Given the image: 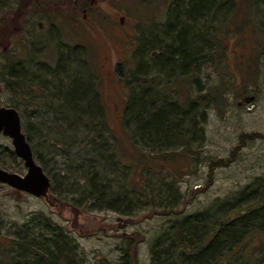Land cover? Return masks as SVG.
I'll return each mask as SVG.
<instances>
[{"label":"rangeland","instance_id":"rangeland-1","mask_svg":"<svg viewBox=\"0 0 264 264\" xmlns=\"http://www.w3.org/2000/svg\"><path fill=\"white\" fill-rule=\"evenodd\" d=\"M189 1L121 2L130 15L122 33L101 34L59 27L66 20L43 16L39 0H0V22L23 11L15 30L0 32V44L11 43L0 49V103L18 111L36 163L51 182L48 199L18 196L0 184V264H10L18 234L41 233L38 219L64 230L78 264H155V248L160 263L172 264L178 258L164 249L175 223L202 216L214 225L220 205L241 204L242 191L264 182V0H215L211 11H199L195 28L202 42L182 70L165 62L163 52L179 48L171 33L184 21L181 10ZM62 57L73 60L71 71L70 64L58 67ZM67 77L93 92L88 97L84 89L87 97L79 98L84 116L77 121L63 114L73 112L60 91ZM176 103L188 105L185 123ZM149 104L174 120L168 138L153 146L135 116ZM82 128L87 137L98 131L106 141L100 161L84 146L87 138L75 134ZM0 165L26 172L2 134ZM89 167L98 186L119 195L118 211L73 203L83 201L81 179ZM237 249L238 258L256 264L264 235L248 237Z\"/></svg>","mask_w":264,"mask_h":264},{"label":"trees","instance_id":"trees-1","mask_svg":"<svg viewBox=\"0 0 264 264\" xmlns=\"http://www.w3.org/2000/svg\"><path fill=\"white\" fill-rule=\"evenodd\" d=\"M214 1L215 0H190L187 5L183 6L181 15L184 21L180 24L178 23L177 29L171 33V36L174 37V41L179 45V48L173 50L172 48L169 49L170 46L167 47L166 53L163 52L165 62L180 66L182 70L190 66L188 61L192 60L197 55V53L194 54L195 45L197 46V43L202 42V38L197 40L199 32L198 29L195 28L199 22L198 13L202 11L206 14L211 11L215 4ZM213 40H211L212 43H216V41ZM68 60L69 59L66 57H62V61L57 60L58 67H64L63 64H70L67 65L66 69L71 71L72 67L70 66H72L74 62L73 60L70 62ZM64 71L65 70H63V72ZM51 74L54 76L55 74L57 75L55 72ZM23 78L24 76L21 77V80H23ZM68 78L69 77H67V79ZM69 82L68 85L64 86L61 84L60 91L64 93L63 96L66 101V106H68L67 108H70L73 112L68 113V111H66L63 112V114H65L67 118L73 117L76 119L78 117L76 119L77 121L84 116L78 110L81 106L79 98L87 97V95L91 97L93 96V92L90 87L89 89L88 87L84 88L87 89V91L82 88V91L81 87L83 85L74 84L70 78ZM143 82L147 81L144 80ZM128 83L131 85L130 83L135 82L131 79ZM78 91H81V93H78ZM84 91H86L87 95H85ZM176 104L178 105V103ZM191 105L190 103V106ZM184 106L185 107L180 106L181 109H184V112L182 111L183 113L180 115L183 123H185L183 117L188 112V105L185 104ZM127 107V109L130 110L131 103H129ZM139 108L140 110L138 113H135L139 132L143 133V136L147 138V141H149L152 146L153 144L159 143V141L162 143L163 139L166 140L168 138L167 136L172 132L170 127L174 120L169 122L167 120L168 118L170 120V117L165 113H159L160 111L154 112L155 108L152 104L147 106L141 105ZM101 117L103 120L104 117ZM93 119L94 116L87 117L89 123H92ZM178 121H180V119L176 120V122ZM83 122L84 121H81L82 125ZM104 122L105 120H103L102 124H104ZM89 123L86 124L88 128L91 126V123ZM24 129L26 128L24 127ZM24 129L23 131L26 136L27 134ZM76 133L77 135L82 133L87 138L84 146L87 145V147L89 146L92 148L90 149L91 154L98 160L103 158V152L106 151V141L100 139L98 131H92L91 137H87L89 134L87 128H82L79 132H75V134ZM26 139L29 143L27 136ZM115 161L119 163L118 159H115ZM127 167L130 168V166ZM89 168L90 171L86 172L81 179L82 197L80 198H82L83 201L78 198L73 203L77 207H85L86 203H90L89 209L87 208L88 210H99L101 209V205H104L102 208L118 211L116 209V204L119 203V195H116L110 190L107 191V188L105 189L101 185L98 186L99 180L94 176L95 173L92 172V168ZM139 171L141 172V169ZM133 186L136 192L141 193L140 188L142 187L139 185ZM237 200V203H242L231 206L230 202L232 203L233 200H230L228 204L224 206L220 205L221 209H223V213L222 211L218 213L219 217H217V220L215 219L213 220L214 222H211L214 223V225H210L206 218L202 216L187 217V219L179 221L180 223H175L171 231H169L172 235V243L164 249V251L168 253V258L173 256L171 253L172 251L174 257L180 260L179 264H246L250 258L248 256L245 258H238L240 254L237 252V247L244 243L248 237L252 238L254 236L259 237L260 235H264V182L259 183L256 188L253 187L250 191L245 189L239 194ZM38 221L41 233H29V231H25L18 234L13 240L12 249L14 253L10 257L9 263L78 264L75 251L71 248V239L64 230L55 224H51L47 219H38ZM206 226H210V228L207 229ZM178 259L173 260L177 262ZM256 260V264H262L264 261V253L257 257ZM159 261L162 260L155 248L152 250V262L156 264L160 263ZM129 262L130 260L126 263L128 264ZM164 262L165 261L160 264H165ZM176 262L172 264H177Z\"/></svg>","mask_w":264,"mask_h":264},{"label":"flooded vegetation","instance_id":"flooded-vegetation-1","mask_svg":"<svg viewBox=\"0 0 264 264\" xmlns=\"http://www.w3.org/2000/svg\"><path fill=\"white\" fill-rule=\"evenodd\" d=\"M4 1V0H3ZM127 0H39V4H41L43 16L51 17H61L64 18L66 21L59 23V27L63 29H69L71 31H78V29L86 30V31H96L101 34L104 33H111L115 34L116 32L122 33V26L124 24V18L129 15V9L124 5H121V2ZM23 14V11H16L15 16H4L2 22H0V30L3 28L9 30L11 33L15 30L14 23H17V19ZM51 14V15H50ZM118 18L116 21L115 19ZM26 21L22 19L20 23V28L23 30V27L26 25ZM42 26V25H41ZM20 29V30H21ZM1 33L2 30L0 31ZM118 37V36H115ZM119 39V38H118ZM22 43V41L20 42ZM11 48V43L8 44H0L1 50H8ZM23 48V47H22ZM24 53V52H23ZM25 54V53H24ZM19 62L28 61V58L25 59L22 57ZM2 89L0 88V94ZM1 108H13L8 104L0 103ZM2 134V132H0ZM3 135V134H2ZM25 135V134H24ZM10 141L11 139L7 136ZM26 138V137H25ZM27 140V139H26ZM12 145V143H11ZM12 153H14L13 146H12ZM14 156L15 153H14ZM17 157V156H16ZM18 158V157H17ZM21 160L20 158H18ZM24 166L23 160H21ZM0 168L8 173H15L20 176H24V174H19L16 172H11L2 168ZM25 170L27 171L26 167L24 166ZM26 173V172H25ZM4 185V184H1ZM6 186V185H5ZM9 187V186H7ZM10 188V187H9ZM13 190V189H12ZM15 194L18 196L25 194L16 190H13Z\"/></svg>","mask_w":264,"mask_h":264},{"label":"water","instance_id":"water-1","mask_svg":"<svg viewBox=\"0 0 264 264\" xmlns=\"http://www.w3.org/2000/svg\"><path fill=\"white\" fill-rule=\"evenodd\" d=\"M0 132L11 139L15 155L23 160L27 169L26 174L20 176L0 168V183L36 198L48 199L50 180L33 159L31 148L22 133L19 114L15 109L0 107Z\"/></svg>","mask_w":264,"mask_h":264}]
</instances>
